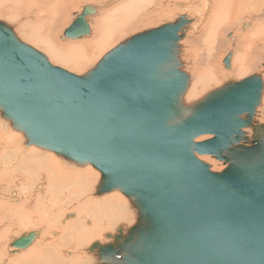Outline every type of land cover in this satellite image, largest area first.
<instances>
[{"label": "water", "instance_id": "water-1", "mask_svg": "<svg viewBox=\"0 0 264 264\" xmlns=\"http://www.w3.org/2000/svg\"><path fill=\"white\" fill-rule=\"evenodd\" d=\"M96 11L83 5L62 38L89 35ZM190 22L179 15L137 33L77 75L0 20V117L26 146L90 164L96 194L119 191L135 212L124 232L119 225L112 241L93 244L98 264H264V123L254 121L262 78L227 81L186 104L179 41Z\"/></svg>", "mask_w": 264, "mask_h": 264}, {"label": "rangeland", "instance_id": "rangeland-1", "mask_svg": "<svg viewBox=\"0 0 264 264\" xmlns=\"http://www.w3.org/2000/svg\"><path fill=\"white\" fill-rule=\"evenodd\" d=\"M2 1L3 0H0V9H2L3 12H6L7 15L15 14L18 16L14 19H10L4 15H0V20L11 26L20 40L43 52L53 65L59 66L77 75L83 74L92 68L106 52L118 44L127 41V39L131 38L133 35L158 27L166 22H173L179 15H185L191 22L183 38L179 41L182 69L191 79L193 74H205L204 54L205 51L211 47L207 56L212 62L211 68L216 69L215 75L211 80L207 81L208 83L204 87L205 89L203 88L205 91L203 92L202 89L200 96L196 98L198 94L196 97H193L190 103L198 100L206 93L223 85L227 81H239L252 74H258L262 78L263 90L254 119L259 113L264 114V57H251L250 63H252L253 69L248 73L237 75L236 77L234 75L230 76L229 74H224V72L230 73V71L233 70L234 60L239 54V48L237 46L239 41H236L237 36L242 31L252 28L250 20L256 18L263 19L264 0H233L236 2L234 14L238 17V23L232 22L234 15L232 12H229L228 20L224 23H219L215 27L214 32L211 30L210 22L207 21L208 17H219L222 13L228 12L230 7L227 5L232 3L231 0H222L218 6L212 4L213 0H116L115 2L114 0H54L53 3L58 4L53 6H49L50 4L48 6H43V4L40 3L41 0H36V3L34 0L31 2L28 0ZM48 2H50V0H45L46 4ZM238 2L240 3V8L237 6ZM87 3H91L98 8L96 14L90 16L91 31L89 36L79 39L62 38V32L71 23L75 16L74 14L80 12L82 6ZM106 3L108 4L105 5ZM232 5L234 4L232 3ZM55 9H58V11H55ZM239 9H241V12H239ZM113 16H120L119 22H132L136 24L137 27L130 30L131 32L127 31L122 35L123 37H120V32H116L118 25H115L116 23L113 22L117 18ZM52 17L53 21H50ZM141 17L143 18L140 19ZM140 20H142L141 23ZM246 21H248V23L245 24ZM31 24L36 27L30 29ZM106 25H112V28L106 30L104 33L98 32V26ZM121 29L124 28L121 27ZM234 29V36L232 38V30ZM28 30L30 35H34L30 32V30H32L40 39H48L57 49L66 51L64 47L70 46L72 54L70 60L76 59L78 65L72 68L58 61L53 57L54 53L46 46L42 47L39 45L40 42L38 40H31L30 38V41L23 37L22 32ZM95 39L100 43L101 47H99V49H93V46L88 43ZM251 42L252 46L255 47L260 44V48L264 51V21H262L258 28L257 39H252ZM218 43H223L224 45ZM247 43L248 42H246V44ZM229 51H232L231 66L229 69H225L222 60ZM250 54L255 56V54L258 53L250 52ZM184 66L187 68L185 67L184 69ZM221 76L224 79L220 78ZM245 130L248 131L247 136L250 137L252 131L249 130L251 129L247 128ZM0 133L1 148L4 144L8 146L7 148L0 149V153H4V156L0 157V177H3L0 178V243H2L1 251L3 257V260H0V264H13L20 260L19 254L21 253L19 251L13 252V247L11 246L13 239L29 231H35L36 237L33 242L29 244L28 247L22 249L27 250L40 239H43V242H48L51 238L57 239L61 229L65 227V224L68 222V219L78 217L79 221L83 222L85 215L94 213V217H96V210L101 212L96 206L93 207L94 205L85 201V197L91 196V194L97 192L100 174L90 164L83 165L90 169V172L86 170L81 172L78 176H73L70 169L58 170L55 167L58 166V164L49 158L50 154L55 155L60 162L63 161L66 164L78 166L77 168L84 167H79V165L68 162L52 151L43 150L34 145L26 146L23 134L12 129L9 122L1 117ZM204 136L199 139H204ZM28 152L29 154L27 155ZM198 157L210 164L211 170L219 171L223 168L222 161H218L209 155H200ZM13 166L17 167L14 168ZM18 166L25 167L19 168ZM61 166L64 165L62 164ZM64 171L66 172L64 173ZM92 174L95 175L91 177ZM90 177V181H86V179ZM47 187H50V191L53 194L52 200L43 194ZM63 200H68V205L66 207H59ZM127 204V208L123 205H117L118 208L116 210L118 212H125V210H127V213L124 214L125 218L128 219L129 215H131V223L133 221L135 222V212L130 203L127 202ZM80 205H82L81 209L79 208ZM53 206L55 207V211H57L54 215L51 214ZM90 207H93V209L88 211L87 209ZM77 208L80 209L79 212ZM28 211L44 219L42 221V226L26 225L27 217L25 214ZM58 212L60 214H58ZM64 213H67L66 217ZM106 216L107 215H105V217ZM120 222L124 226V223L127 221H119L113 224H111V221L110 224L101 221V223L107 227L113 225L112 232H115ZM46 225L47 228L44 227ZM85 225L86 228L80 231L85 236V243L83 241L84 236H81L79 243L83 249H87V251L90 252L87 256L88 261L85 264H93L95 262L98 264L99 259L97 250L96 252H91L87 244L89 234L91 233V227L87 228V223ZM76 227L79 228V225ZM68 229L70 235L71 228ZM57 231L58 234H56ZM45 233L47 234V238H44ZM69 237L67 240L68 247L66 249L74 250L75 242L79 239L75 240L73 236ZM49 264L59 263L57 259H53Z\"/></svg>", "mask_w": 264, "mask_h": 264}, {"label": "bare ground", "instance_id": "bare-ground-1", "mask_svg": "<svg viewBox=\"0 0 264 264\" xmlns=\"http://www.w3.org/2000/svg\"><path fill=\"white\" fill-rule=\"evenodd\" d=\"M28 1L31 2L32 0H28ZM41 1H40V3H42L43 6H48L49 4H50L49 6H53V5H57L58 4V3H53L54 0H50V2H48L47 4L45 3V0H41ZM115 1L116 0H114V2ZM221 1L222 0H213L212 4H216L218 6V4L221 3ZM34 2L36 3V0H34ZM231 2L234 5H232V3L227 5L228 7H230V10L228 12L222 13L221 16H219V17H214V18L208 17L207 21L210 22V24H211L212 32L215 31V27L219 23H224L226 20H228L229 12H232L233 15H234L232 22L233 23H238V17L234 14V6L236 5V2L233 1V0H231ZM87 4H91V3H87ZM107 4L108 3H106L105 5H107ZM156 4H157V2H156ZM237 6L240 8V3L239 2H238ZM96 9H98V8L96 7ZM55 11H58V9H55ZM239 12H241V9H239ZM0 15H4V16L10 18V19H14L15 17L18 16V15H15V14L7 15V13L3 12L2 9H0ZM47 16L50 17L49 15H47ZM114 18H117L113 22L116 23L115 25H118V28L116 29V32H118V33L120 32V34H119L120 37L122 35H124L127 31L133 30V28L137 27V25L132 23V22H119V20L121 18L120 16H117V17L115 16ZM142 18L143 17H141L140 19H142ZM56 19H57V17H56ZM87 19H88V25H89V28H90V31H91V23H90L91 17H89V18L87 17ZM50 21H53V17L51 18ZM141 21L142 20H140V23H141ZM262 21H264V17H263V19H257L256 18L254 20H250V22H251L250 25H252V28L250 30L242 31L237 36V40L236 41H239V44H241V45H239V44L237 45L238 48H239V54L234 60V68H233V70L230 71V73H225L224 72L225 75L229 74L230 76L234 75L236 77L237 75H242V74L248 73L249 71H251L253 69V65H252V63H250V58L251 57H256V56H257L256 58H259L260 56L264 57V51H263V49L260 48V44L255 47V46H252V42H251L252 39H257V37H258V28L261 25ZM44 23H46V22H44ZM118 23H120V24H118ZM246 23H248V21H246L245 24ZM34 27H36V26L31 24V28L30 29H33ZM121 27H123L124 29H121ZM235 27H236V25H235ZM110 28H112V25L98 26L97 29H98V32L104 33L106 30H108ZM233 28H234V26H233ZM232 31H233V34H232V38H233L235 29L232 30ZM30 32L32 34H34V35H30L29 30H28L26 32H24V31L22 32L23 37L27 38L28 40H30V38H31V40H38L40 42L39 45H41L42 47L46 46L51 52L54 53L53 57L56 58L58 61H61L62 63L66 64V65H69L72 68H74V67H76L78 65V62H77L76 59L70 60L71 59L70 56L72 55L70 46L64 47V48H66V51L57 49L56 46L53 43H51L48 39H40L38 36L35 35V33L32 30H30ZM87 36H89V35H87ZM87 41H89V40H87ZM246 42H248V43L246 44ZM88 43L93 46V49H96V48L99 49V47H101L99 41L98 40L96 41V39L93 40V41H90ZM218 44L224 45L223 43H218ZM210 49L205 51V54H204V63H205V67H206V69L204 68L205 69V74H202V75L193 74L192 79L189 76L190 80L188 82V88H187V90H186V92H185V94L183 95V98H182L186 104H189L191 102L192 98L196 97L199 94L196 97V98H198L200 96V94H201V90L207 85V83H208L207 81L211 80L212 77L215 75L216 69L215 68H211L212 62L209 60V57L207 56V54H208ZM250 52L258 53V54H255V56H253V55L250 54ZM180 56H181V53H180ZM231 59H232V56L230 58V66H231ZM180 60L182 61V57H180ZM185 67L186 66H184V69H185ZM263 73H264V71H263ZM220 78H222V76ZM222 79H224V78H222ZM229 80H232V79H229ZM234 80H236V79H234ZM204 89H203V92L205 91ZM207 89H208V87H207ZM207 89H206V91H207ZM194 92H195V95H194ZM254 121H255V123H258V124L264 123V114L259 113L258 115H256ZM249 131H251V130H249ZM0 135H1V133H0ZM209 136L210 135H205L204 139L208 138ZM201 137H203V136H200V137L196 138V141L203 140V139H199ZM7 147L8 146L6 144H4L2 146V148H7ZM2 148L0 146V149H2ZM28 154H29V152L27 153V155ZM41 154H42V152H41ZM52 155L53 154H50L49 158L52 161H54V162H56L58 164V166H55V167L58 170H60V171L63 170V169L64 170L65 169H70L73 176H78L81 172H84L86 170H88L90 172V169H88V168H86L84 166H79V167H84V168H77L78 166H72L70 164L64 163L63 161L60 162V160L55 155H53L54 157ZM1 156H4L3 152L0 153V157ZM62 164L64 166H61ZM13 167L16 168L17 166H13ZM18 167L19 168H24L25 166H18ZM31 167H33V166H31ZM65 172L66 171H64V173ZM94 175L95 174H92L91 177L94 176ZM91 177L89 179H86V181H90ZM0 178H3V177L1 176ZM95 185H96V181H95ZM96 193L97 192H94L93 194H91V196H93V197H91L90 195H89L90 197L89 196L85 197L86 198V200H85L86 202H90L91 205H94L93 207L96 206L97 209L101 210V212L96 210V217H94L95 216L94 213L87 214V215H85V218H84L83 222L79 221L78 217L70 218V219H68V222L65 224V227H63L61 229L60 235L57 237V239L56 238H51V240L48 241V242H43V239H40L30 249H27V250H22V249L28 247L29 245L24 247V248H22V249H17V250L13 247V252H18V251L21 252L19 254L20 255L19 256L20 260L16 261L13 264H49L50 262H52L53 259H57L59 264H85L88 261V257L87 256H88V254L90 252L87 251V249H83V247L79 243H80L81 236H84V234H82L80 231H81V229L86 228L85 227L86 223H87V228L91 227V233L89 234V238L87 240V244H88L89 250H91V252H96L95 245L93 246V244L96 241H98L100 243H105V242L112 241L111 236L114 233V232H112V226L113 225L111 227H107L103 223H101V221H103V222H105L107 224L108 223L110 224V221L112 222L111 224L119 222V221H127L126 222L127 224L124 223L125 228L121 224V222L118 223V226L119 225L122 226L123 232L125 231L126 227H128V226H130L131 224L134 223V221L131 223V221H132L131 220V215H129L128 219L125 218L124 214L127 213L126 212L127 210H125V212H118L116 210L118 208V206H120V205H123V206H125L127 208V205H128L127 202H129L127 197H125L121 192L112 191V192L103 193V194H96ZM43 194L45 196L49 197L50 200H52L53 194L50 191V187H47L46 190L43 192ZM102 203H104V204H102ZM100 204H102V205H100ZM67 205H68V200H63L59 207H66ZM81 206L82 205L79 206L80 209H81ZM93 207H90L87 210L91 211L93 209ZM80 209L77 208V211L79 212ZM56 212L57 211H55V207L53 206V208L51 209V214L54 215ZM58 214H60V213L58 212ZM64 215L66 217L67 213H64ZM105 215H107V216L105 217ZM25 216L27 217L26 225H28V226H30V225H41L42 226V221L44 219L41 218L40 216H37L36 214H34V213L30 212V211L26 212ZM2 217H4V216H2ZM77 225H79V228L76 227ZM44 227L47 228V225L44 226ZM68 228H71L70 235H69V229ZM29 232H31V231H29ZM27 233H24V234H27ZM24 234H22V235H24ZM34 234L35 235H34V238L31 241V243L33 242V240L36 237V232L35 231H34ZM56 234H58V231L56 232ZM69 236L70 237L73 236V238H75V240L79 239L78 241L75 242V246H74L75 249L74 250L66 249L68 247L67 246L68 245L67 244V240H68ZM44 238H47V234L46 233L44 235ZM15 239H17V238H15ZM15 239H13V240H15ZM84 239H85V236L83 238V241H84ZM84 243H85V241H84ZM11 244H12V242H11ZM1 248H2V243H0V260H3ZM93 264H96V262L93 263Z\"/></svg>", "mask_w": 264, "mask_h": 264}]
</instances>
